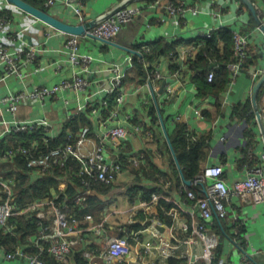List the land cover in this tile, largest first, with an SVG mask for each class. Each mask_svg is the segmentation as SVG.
<instances>
[{"label":"crops","instance_id":"obj_1","mask_svg":"<svg viewBox=\"0 0 264 264\" xmlns=\"http://www.w3.org/2000/svg\"><path fill=\"white\" fill-rule=\"evenodd\" d=\"M84 1V13L89 21L119 2ZM152 1L134 2L141 8L142 15L138 16L135 22L125 26L114 42L109 44L95 38L80 39V52L89 54L94 59L90 71L85 73L93 82L88 94L69 90L60 97H46L36 102L23 103L17 114L20 121L33 120L39 123L48 119L52 123L51 136L59 139L70 114L80 116L88 111L92 103L111 97L112 69L116 66L124 74L127 99L120 107L119 120L122 126L129 130L130 135L122 152L107 144L111 159L122 162L124 170L119 182L108 192H93L95 199L101 201L100 205L90 207L93 212L89 214L94 216V221L90 222L86 217L78 218L80 228L104 223L109 234H117L120 227L138 226V229H130L139 233L141 245L131 239L132 251L123 259H115L110 264H172L173 261L180 262L177 264H188L205 250L203 244L183 243L188 239L193 225L201 223L202 220L187 198L183 187L185 181L180 176L182 174L179 175V183L173 176L172 161H175V158L170 144L179 124H186L196 135L207 137L208 156L201 168L203 170L209 166L223 164L224 176L231 185L245 178L246 167L258 165L264 152V141L259 126H251L246 120L238 121L233 115L234 106L246 102L248 98L252 99L254 85L264 73V33L260 30L256 18L241 4H236L239 0H185L192 8H198V12H187L185 18H174L162 7L151 8ZM160 1L163 4L168 3ZM180 1L184 0L172 2L179 4ZM252 1L264 20V0ZM6 11L13 21L5 32L0 33V42H4L14 51L37 46L40 52L34 65L21 70L22 78L6 74L0 64V95L24 89L50 87L64 79H72L78 73V70L66 61L69 50L64 46L71 35L51 28L6 0H0V13ZM52 11L68 23L81 24L76 14L65 6L60 5ZM213 27L235 29L247 35L250 47L261 53V57L259 62L248 70L244 65L236 84L229 85L222 94L201 96L194 78L195 72L191 68V60L195 59L200 48L194 58L187 59L183 64L185 68L181 76L175 78L174 74L181 68L179 55L203 41V34ZM9 33L15 36L13 41L8 40ZM155 44L153 51L151 48ZM172 44H178L175 59L171 55L176 54L163 52L166 50L165 46ZM146 48H149L151 55V59H146L160 70V80L151 82L148 68L140 61V55L143 56L144 52H147ZM219 48L223 54L224 44ZM216 62H212L213 68L218 66ZM58 63L62 64L60 69H57ZM38 66L42 69L34 73ZM168 79L171 82L162 90L164 81ZM64 99H68L69 104ZM7 109V105H0V139L8 140L11 137L9 130L12 124L2 123L3 120H12V115ZM89 117L91 123L82 127H90L93 134L99 136L105 132L103 122L107 121L108 127L114 125L108 121L109 114L104 111H101L98 117H94L92 113ZM249 127L253 131L252 136L248 135ZM138 128L142 131L138 132ZM142 153L153 161L157 172L168 175L165 183L161 179L157 184L153 177L146 176L144 171H140L132 163V159ZM135 186L141 189L136 195L133 191ZM64 188L66 189L67 185H64ZM143 188H156V192L147 200L143 195ZM192 188L202 195V190L195 186ZM235 216L239 220L235 221ZM186 226L189 227L188 232L185 231ZM39 231L38 229L35 234L26 238L24 243L21 242L28 251L35 247L33 239L39 235ZM209 234L208 242L213 251V261L216 260L214 263L242 264V253L245 250L252 254L257 264H264V204L256 205L249 197L237 199L229 210L228 219L220 225L213 224L209 228ZM78 237L84 240L80 246L83 248L95 249L100 241L93 231L82 232ZM148 243L153 246V251L145 253V244ZM171 247H176V250L172 251L173 256L168 258L163 254V250ZM12 250L13 244H4V247L0 248V264H28L25 260L8 261L6 253ZM139 250L141 256L138 254ZM79 252V249L75 250L66 264H82L81 259L76 258ZM183 255L188 256L182 258ZM45 257L54 262L51 264H65L55 261L49 254H45L44 259ZM203 263L202 260L194 262ZM99 264L108 263L100 260Z\"/></svg>","mask_w":264,"mask_h":264},{"label":"built area","instance_id":"obj_2","mask_svg":"<svg viewBox=\"0 0 264 264\" xmlns=\"http://www.w3.org/2000/svg\"><path fill=\"white\" fill-rule=\"evenodd\" d=\"M132 0H119V2L111 9L99 14L95 19L98 23L85 35L69 36L66 41L65 48L69 50L68 59L69 65L78 70L72 79H64L53 86L37 87L35 89L19 90L16 93L8 95H0V105H7L8 111L12 115L11 121L3 120V124H12L9 134L19 135L26 132H32L37 129H42L47 134L45 144H48L51 136L50 130L52 123L48 119H43L39 123L28 120L20 121L17 119V114L20 105L28 102H36L39 99L46 97L62 96L66 91L73 90L79 94H88L92 81H90L85 73L90 71V67L94 63L91 55L80 52L81 38H95L103 43L114 42L120 35L123 28L136 21L137 17L142 15L140 7L131 4ZM136 1V0H135ZM134 2V1H132ZM46 6L51 10L60 5L71 9L79 18L81 23H86L87 17L84 13V0H46ZM236 4H241L240 1ZM151 8L162 7L174 18H185L187 12H198V8H192L187 1H180L179 4L175 2H168L163 4L160 0H153L150 4ZM112 13V14H110ZM11 15H0V33L7 30V26L12 23ZM219 27H213L203 34V41L190 47L189 50L181 53L180 62L181 68L174 74L175 78L181 76L184 70L183 65L187 59L194 58L198 49L204 44L205 39L210 38L213 32ZM234 35V61L229 63L228 70L230 73V86H234L237 79L242 72L244 62L248 55L249 37L242 34L240 31L232 29ZM8 40L13 41L15 36L8 34ZM149 51V48H146ZM39 47L32 46L19 50H11L4 42H0V64L3 65L4 71L8 75H15L22 78V69L34 65L36 63ZM140 61L146 65L149 71V80L151 82L162 79V74L159 69L155 68L152 63L145 60L140 55ZM61 63H58L57 69H60ZM42 68L40 66L34 69L37 73ZM215 78V71L211 70L208 76V81L212 82ZM125 78L118 67H114L111 73V96L113 97V108L109 112L107 118L109 122L114 125L108 127L106 122L102 124L105 126V132L101 136L93 134L90 127L85 126L81 129L78 135L74 138L73 135L68 136L66 144L50 147L47 146L45 151L39 148V143L34 142L30 147L18 145L11 146L10 149L4 150L0 153V163H14L18 157H26L27 168L31 174L32 180L38 179L40 176H45L53 172L57 168L73 169L74 163H79L81 167L75 172L81 178L82 186L88 188L92 183L98 182L106 186L116 184L121 176L124 165L122 162L113 161L111 154L107 150V144L112 145L117 151L122 152L124 143L129 138L130 132L126 129L119 120L120 107L126 102L127 93L125 91ZM172 91V88H170ZM69 104L68 99H64ZM109 97L94 102L91 104L92 114L98 117L101 111L110 108ZM260 111L262 121L264 124V95L262 97ZM70 117L66 120H70ZM256 121L258 119L256 116ZM259 125V124H258ZM260 128V127H259ZM142 131L141 128L137 129ZM260 133L264 141L263 133ZM192 141H197L195 135H191ZM5 138L0 139L4 141ZM5 142H8L5 140ZM147 155L142 153L132 159V163L140 165L147 163ZM247 168V175L245 178L235 181L232 185L226 180L225 167L223 164H217L204 168L192 181V185L183 182V187L187 193V198L196 214L202 220L199 224H194L191 232L188 235L184 244H203L205 250L197 256L196 260H202L205 264H213V251L208 242L209 228L216 222H223L228 219L229 210L234 205L237 199L249 197L256 205L264 204V152L261 156V162L258 165ZM18 184L17 176L5 179L0 176V231L8 236L10 239H17L19 235V218H24L25 221L34 219L38 229L39 235L34 237V246L38 250L36 253H31L27 250L20 241L13 243V250L6 253V259L25 260L28 264H48L44 255L49 254L59 263H68L71 254L79 249L82 254L84 262L82 264H99L100 260L106 261L110 264L115 259H123L131 251V239H134L137 245H141V237L138 232H133L128 227H120L117 234H109L104 227V223L94 224L92 227L80 228L79 219L72 214V206L68 199H60L57 194L52 198L42 199L33 204L21 208L16 203L15 188ZM67 185V180H62L60 183V190H65L64 185ZM193 186L202 190V195H198ZM88 194L85 191L79 192L73 201L81 209L87 207ZM86 219L90 222L94 221L92 214H87ZM107 219V218H106ZM235 221L239 220L237 216ZM185 231H189V227H185ZM93 231L100 241L95 249L80 247L83 239L78 236L82 232ZM4 244L0 241V248ZM176 247L163 250V254L170 258ZM145 253L153 251L151 244H145ZM141 256V251L138 252ZM188 255L181 256L187 258ZM189 262L188 264H194ZM151 264H155L154 262ZM242 264H257L252 254L243 250Z\"/></svg>","mask_w":264,"mask_h":264},{"label":"trees","instance_id":"obj_3","mask_svg":"<svg viewBox=\"0 0 264 264\" xmlns=\"http://www.w3.org/2000/svg\"><path fill=\"white\" fill-rule=\"evenodd\" d=\"M32 5L45 9L51 10L46 6V0H25ZM164 2L169 1H178V0H163ZM241 3V2H240ZM241 6L245 9H248L243 3ZM10 15L9 13H0V15ZM121 34V33H120ZM120 36V35H119ZM118 36V37H119ZM117 37V38H118ZM179 41V40H178ZM180 42V41H179ZM224 44V52L223 54L220 52L219 46ZM178 44H172L170 46H165L166 50L163 52L165 54L173 53L176 55H171L173 59L177 57L176 47ZM156 44L152 46L151 50L155 51ZM234 35L233 31L229 28H220L213 32L210 38L205 39L204 44L201 46L199 52L195 59L191 60V68L195 72V80L198 84L199 94L201 96H206L208 94H222L229 86L230 83V73L228 70V65L232 61H234ZM142 56V55H141ZM143 57L150 58L151 55L148 52H144ZM261 57V53H257L254 51L250 45L248 46V55L244 62L246 69L248 70L250 67L255 65L259 62ZM147 60V59H146ZM213 61H217L216 63L218 66L216 68H210ZM178 66V65H177ZM211 70L215 71V78L212 82L208 81V76ZM260 76V75H259ZM264 95V86L261 88L259 95H258V103L259 106L261 105L262 97ZM113 97H109V103H111L110 108L104 110L106 114L111 112L113 108ZM234 117L238 121L246 120L251 126H258L256 121V112L253 106V102L251 98L244 103H239L234 106ZM92 113V108H89L86 113L80 114V116L73 115V117L64 123L63 125V132L59 139H52L48 138V144H45V140L47 139V134L42 129H37L32 132H26L23 134H13L10 138L5 139L8 142L1 141L0 142V153L4 150L10 149L11 146H18L23 145L30 147L34 142L39 143V148L42 151L47 149V146L56 147L68 142V136L73 135L75 138L78 133L83 128L84 125H89L91 122L90 114ZM82 127V128H81ZM191 135H195L197 137V141H192ZM248 135H253V131L251 127L248 128ZM171 141L173 144V148L176 152L177 158L180 162L182 173H180L179 168L175 161H172V169H173V176L176 177V180L179 182L180 178L194 181L195 177L201 172L202 163L206 160L208 156V148H207V137L196 135L194 132L189 130V127L186 124H179L175 131V137H171ZM247 155V154H246ZM147 163H141L140 165H135L138 167L140 171H144L146 176L150 178H154L157 184L161 181V179L167 180L168 175L165 173L157 172L154 167V163L149 157L146 158ZM81 167L79 163L73 164V169L67 168H57L54 169L52 173L40 176L38 179L32 180L31 174L29 169L27 168V159L26 157H18L14 163H0V176L4 177L5 179L16 177L18 184L15 188L16 192V203L19 207L24 208L27 207L34 202L42 199L52 198L55 195H59L60 199H68L70 200L69 203L72 206V214L77 218L83 219L86 217L87 214L92 213L93 211L90 209L92 205H100L101 201L98 199L96 200L93 196L94 191L100 192H108L111 188H113L116 184L111 186H106L101 183L95 182L88 188L82 186L81 178L76 175V171ZM156 171V172H155ZM170 177V176H169ZM62 180H67V188L62 192L60 190V183ZM141 190L133 188L134 194L136 195L137 192ZM144 197L148 200L151 198L152 194L156 192V188H143ZM81 191H85L88 194L87 198V207L81 209L80 206L76 205L73 201V198ZM199 195V194H198ZM20 226H19V235L17 239H10L8 236H5L0 231V240L5 245H10L14 242H25L24 240L29 236L38 231L37 225L32 222L34 219L25 221L24 218H19ZM220 225L219 222H216ZM127 227L131 229H138V226H131L128 225ZM30 250V249H29ZM38 250L35 247H32L30 252L36 253ZM80 257V258H79ZM76 258L78 260L81 259V263L84 262L82 258V254L79 252L76 254ZM45 260L48 264L54 263L51 262V259L45 257ZM55 260V259H54ZM56 261V260H55ZM216 261V260H215ZM215 261H213V264ZM179 261H173L172 264H177ZM184 262V261H183ZM180 263V262H179ZM204 264V263H203Z\"/></svg>","mask_w":264,"mask_h":264},{"label":"water","instance_id":"obj_4","mask_svg":"<svg viewBox=\"0 0 264 264\" xmlns=\"http://www.w3.org/2000/svg\"><path fill=\"white\" fill-rule=\"evenodd\" d=\"M9 4L14 6L15 8L31 15L32 17L36 18L37 20L47 24L51 28L61 31L63 33L73 35V36H82L87 34L97 23L98 19H92L86 23L81 24H72L68 23L65 20L61 19L60 17H57L55 15V12L52 10H45L39 7H36L32 5L31 3L25 1V0H6ZM135 1V0H132ZM131 1V2H132ZM241 3H243L245 6H247L248 10L251 12V14L256 18L257 23L259 25L260 30L264 33V20L260 17L257 7L254 5L252 0H239ZM112 14V13H110ZM112 42H109V44ZM214 65L212 64L210 68H213ZM171 82V80L164 81L162 85V90H165V86L167 83ZM264 86V73L263 75L257 80V82L254 85L253 94H252V102L253 106L255 108L256 116L258 119V126L261 129V132L264 136V124L262 121L260 106L258 103V95L261 90V88ZM171 143V142H170ZM171 145L172 153L174 155L175 161L182 173L180 162L177 158L176 152ZM185 183L188 185H192V181L184 179Z\"/></svg>","mask_w":264,"mask_h":264},{"label":"rangeland","instance_id":"obj_5","mask_svg":"<svg viewBox=\"0 0 264 264\" xmlns=\"http://www.w3.org/2000/svg\"><path fill=\"white\" fill-rule=\"evenodd\" d=\"M138 0H136V1H134V2H137ZM134 2H131V4H133L134 6H136L135 4H134ZM138 7V6H137ZM119 182V179H118V181L116 182V184Z\"/></svg>","mask_w":264,"mask_h":264}]
</instances>
